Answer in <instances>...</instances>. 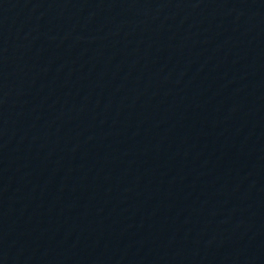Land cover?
I'll return each mask as SVG.
<instances>
[{
    "label": "water",
    "instance_id": "95a60500",
    "mask_svg": "<svg viewBox=\"0 0 264 264\" xmlns=\"http://www.w3.org/2000/svg\"><path fill=\"white\" fill-rule=\"evenodd\" d=\"M0 264H264V0H0Z\"/></svg>",
    "mask_w": 264,
    "mask_h": 264
}]
</instances>
